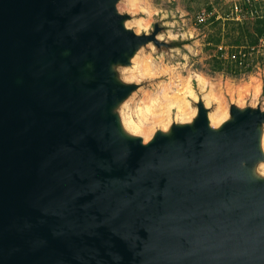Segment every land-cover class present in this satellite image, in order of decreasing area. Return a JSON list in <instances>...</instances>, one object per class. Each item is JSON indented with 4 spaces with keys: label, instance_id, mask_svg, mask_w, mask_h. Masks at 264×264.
Returning <instances> with one entry per match:
<instances>
[{
    "label": "water",
    "instance_id": "95a60500",
    "mask_svg": "<svg viewBox=\"0 0 264 264\" xmlns=\"http://www.w3.org/2000/svg\"><path fill=\"white\" fill-rule=\"evenodd\" d=\"M121 1L0 0V264H264L263 102L134 127Z\"/></svg>",
    "mask_w": 264,
    "mask_h": 264
},
{
    "label": "rangeland",
    "instance_id": "374dc122",
    "mask_svg": "<svg viewBox=\"0 0 264 264\" xmlns=\"http://www.w3.org/2000/svg\"><path fill=\"white\" fill-rule=\"evenodd\" d=\"M120 8L133 15L130 23L136 31L151 32L158 23L163 27L159 32L160 39L171 43L167 47H158L154 43L147 45L132 67L124 69L130 80L143 83L123 107L124 116L140 125L143 132L152 131L171 115L181 116L182 111L176 107L164 113L165 94L185 90L181 77L189 75L193 76L195 94L189 96L190 108L185 112L195 110L194 100L198 95L209 99L213 113L217 111L218 99L223 101L225 111L231 101L249 104L262 101L264 104L262 59L253 63L251 71L240 75H231L226 68L216 67L219 50L225 57L233 52L243 54V47L236 50L233 37L255 30L258 18L264 17V0H122ZM204 13L206 18L203 20ZM250 49L251 61H255L259 51L264 50V39ZM197 74L210 82L208 90L200 87ZM253 79L260 83L259 93L240 96L238 92L248 87ZM207 92L217 98L209 97ZM147 107L152 114L144 113Z\"/></svg>",
    "mask_w": 264,
    "mask_h": 264
},
{
    "label": "bare ground",
    "instance_id": "6f19581e",
    "mask_svg": "<svg viewBox=\"0 0 264 264\" xmlns=\"http://www.w3.org/2000/svg\"><path fill=\"white\" fill-rule=\"evenodd\" d=\"M178 74V73H177ZM179 75V74H178ZM176 76V75H175ZM182 76V75H181ZM180 76V77H181ZM198 76V80H199V85L201 88H207L208 90V87L210 86V82H208L204 77H202L200 74H197ZM175 78V77H174ZM177 78V77H176ZM181 83L183 81L184 83V86H185V90L181 91V92H176L175 94H165V104H164V107H165V111L164 113H169L171 111V109L173 107H176L179 111H182L181 116H187L189 115L190 112H185L186 110H188L190 108V99H189V96H192L195 94V89H194V84H193V76L189 75V77L187 78H183L181 77ZM173 79V78H172ZM179 79V78H178ZM163 80V79H162ZM175 81V80H173ZM169 82H172L169 81ZM180 83V81H179ZM157 87V86H156ZM183 88V86H182ZM181 88V89H182ZM210 88V87H209ZM180 89V90H181ZM146 90V89H145ZM151 90V89H150ZM177 90V89H176ZM175 90V91H176ZM202 90V89H201ZM260 91V83L256 82L255 79H253L248 87H246L245 89L239 91L238 93L240 94V96H245L247 94H249L250 92L253 93V94H257L259 93ZM208 93V96L209 97H214V98H217L215 95H213L211 92H207ZM197 97V96H196ZM205 97V96H204ZM239 98V97H238ZM206 101L208 103H210L209 99H207L205 97ZM219 102H218V108H217V111L214 112V113H211V118L213 120V122H218L220 121L224 116H225V105L223 103L222 100L218 99ZM146 107V106H145ZM139 108V107H138ZM164 110V109H163ZM174 110V109H173ZM144 112V111H143ZM173 112V111H172ZM171 112V113H172ZM145 114H152V110L150 109V107H147L146 111L144 112ZM163 113V114H164ZM191 114V113H190ZM172 116V115H171ZM170 118V116L168 117V119ZM167 119V120H168ZM164 122V121H163ZM161 122V123H163ZM139 123V122H138ZM165 123V122H164ZM158 124V123H157ZM133 126L139 128L140 125H137L136 123H133ZM154 127V126H153ZM145 131V130H144Z\"/></svg>",
    "mask_w": 264,
    "mask_h": 264
},
{
    "label": "trees",
    "instance_id": "16d2710c",
    "mask_svg": "<svg viewBox=\"0 0 264 264\" xmlns=\"http://www.w3.org/2000/svg\"><path fill=\"white\" fill-rule=\"evenodd\" d=\"M219 21H221V19H219ZM255 25L256 27L253 32L245 31L233 37V42L237 46L236 50L243 47V54L241 55L233 52L225 57L223 51L219 50V54L217 53L216 67L218 66L219 69L226 68V71L231 75H240L244 72L251 71L254 67L253 63L258 59H262L264 63V50L259 51L255 61H251L253 56L250 54V47L252 45H258L260 39H264V17L258 18ZM233 55L235 56L232 57Z\"/></svg>",
    "mask_w": 264,
    "mask_h": 264
},
{
    "label": "built area",
    "instance_id": "2783aa9c",
    "mask_svg": "<svg viewBox=\"0 0 264 264\" xmlns=\"http://www.w3.org/2000/svg\"><path fill=\"white\" fill-rule=\"evenodd\" d=\"M203 17H205V18H206V15H205V13H204V15H202V18H203ZM203 20H204V18H203ZM234 56H235V55H234Z\"/></svg>",
    "mask_w": 264,
    "mask_h": 264
}]
</instances>
